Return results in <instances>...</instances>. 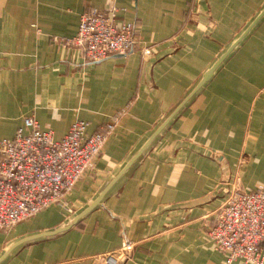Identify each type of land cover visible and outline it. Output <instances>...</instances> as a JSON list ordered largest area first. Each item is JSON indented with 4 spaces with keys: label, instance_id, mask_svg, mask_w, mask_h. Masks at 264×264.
I'll use <instances>...</instances> for the list:
<instances>
[{
    "label": "crops",
    "instance_id": "0c3cea01",
    "mask_svg": "<svg viewBox=\"0 0 264 264\" xmlns=\"http://www.w3.org/2000/svg\"><path fill=\"white\" fill-rule=\"evenodd\" d=\"M90 8L134 23V51L85 62L53 42L72 38ZM263 10L264 0H0V140L31 116L56 141L75 121L92 134L118 118L61 203L0 233V258L90 206ZM232 186L264 191V16L96 208L0 264H100L121 252L122 264H224L207 230Z\"/></svg>",
    "mask_w": 264,
    "mask_h": 264
},
{
    "label": "built area",
    "instance_id": "2783aa9c",
    "mask_svg": "<svg viewBox=\"0 0 264 264\" xmlns=\"http://www.w3.org/2000/svg\"><path fill=\"white\" fill-rule=\"evenodd\" d=\"M119 10L95 8L79 17L72 38H53L62 47L81 51L85 62H100L113 55L126 56L137 46L136 26L119 22ZM142 56H149L147 47ZM118 118L99 131L87 133L88 125L75 121L59 141L43 131L34 117H27L12 139L0 140V233L59 204L82 176L92 168ZM213 250L225 255L224 264H264V191L243 192L232 186L207 230ZM127 244L125 250L130 249ZM124 253L100 257V264H122Z\"/></svg>",
    "mask_w": 264,
    "mask_h": 264
},
{
    "label": "water",
    "instance_id": "95a60500",
    "mask_svg": "<svg viewBox=\"0 0 264 264\" xmlns=\"http://www.w3.org/2000/svg\"><path fill=\"white\" fill-rule=\"evenodd\" d=\"M264 16V10L257 16V18L250 24V26L239 36V38L218 58V60L211 66L209 70H207L201 77L200 81L196 84V86L191 90V92L180 102V104L173 110V112L166 118V120L155 130V132L150 136L147 142L143 145V147L139 150V152L125 165V167L121 170V172L102 190L99 196L94 200V202L88 206L85 210L77 214L66 226L61 228H57L55 230L34 235L28 238H25L9 249L1 258L0 262L3 261L9 253L16 247L25 244L27 242H31L34 240H38L45 237H53L63 232L68 231L72 228L80 219L90 213L94 208H96L102 199L105 197L107 192L111 189V187L118 181V179L123 176L130 167L141 157V155L145 152V150L151 145V143L157 138V136L164 130V128L169 124V122L173 119V117L191 100V98L212 78L214 72L218 69V67L222 64V62L227 58V56L235 49V47L246 37L249 31L258 23V21Z\"/></svg>",
    "mask_w": 264,
    "mask_h": 264
},
{
    "label": "rangeland",
    "instance_id": "374dc122",
    "mask_svg": "<svg viewBox=\"0 0 264 264\" xmlns=\"http://www.w3.org/2000/svg\"><path fill=\"white\" fill-rule=\"evenodd\" d=\"M149 50H150V48H149ZM150 54H151V51H150ZM120 56V55H119ZM143 57H145V56H143ZM116 128V127H115ZM115 130V129H114ZM114 132V131H113ZM113 134V133H112ZM226 197V196H225ZM63 201V200H62ZM60 208V207H59ZM73 214V213H72ZM71 215V214H70Z\"/></svg>",
    "mask_w": 264,
    "mask_h": 264
}]
</instances>
